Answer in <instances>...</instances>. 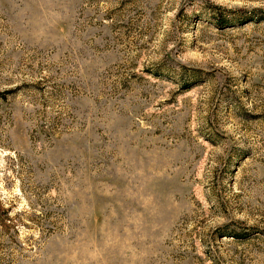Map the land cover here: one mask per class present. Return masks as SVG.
<instances>
[{
	"label": "rangeland",
	"instance_id": "rangeland-1",
	"mask_svg": "<svg viewBox=\"0 0 264 264\" xmlns=\"http://www.w3.org/2000/svg\"><path fill=\"white\" fill-rule=\"evenodd\" d=\"M0 264H264V0H0Z\"/></svg>",
	"mask_w": 264,
	"mask_h": 264
}]
</instances>
